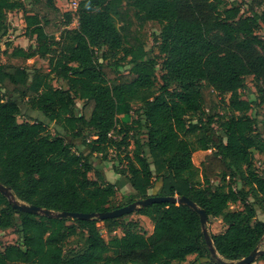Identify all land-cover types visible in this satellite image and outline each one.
<instances>
[{
    "label": "trees",
    "instance_id": "obj_1",
    "mask_svg": "<svg viewBox=\"0 0 264 264\" xmlns=\"http://www.w3.org/2000/svg\"><path fill=\"white\" fill-rule=\"evenodd\" d=\"M75 2V10L62 13L55 0H0V39L9 33V14L23 12L26 36L36 41L27 50L15 47L11 57H40L50 68L31 77L0 64V184L28 205L100 214L149 198L161 183L157 196L188 197L209 221L226 226L210 233L222 260L212 257L200 216L186 205L134 212L153 224L149 235L139 221H125L134 213L106 219L108 235L122 231L106 240L98 219L22 212L0 193V230L19 236L0 250V264H223L249 256L264 239L254 205L259 199L264 210V178L255 168L256 155H264V12L252 8L245 17L239 2L227 0ZM148 24L159 30L157 55L147 49ZM248 78L257 102L242 96ZM11 95L61 132L52 134L44 120L20 123L21 106ZM131 112L132 124L121 121ZM111 150L125 155L117 174L135 193L126 205H112L118 185L94 163ZM199 151L211 153L197 167ZM238 203L243 209L233 210ZM257 260L264 262V252Z\"/></svg>",
    "mask_w": 264,
    "mask_h": 264
},
{
    "label": "rangeland",
    "instance_id": "obj_2",
    "mask_svg": "<svg viewBox=\"0 0 264 264\" xmlns=\"http://www.w3.org/2000/svg\"><path fill=\"white\" fill-rule=\"evenodd\" d=\"M76 0H55L57 7L61 10L62 13L69 12L74 10L73 5ZM229 3L237 1L241 5V13L245 17L250 16L252 8L254 11L258 13H263L264 12V4L260 5V1L263 2L264 0H227ZM26 7L27 10L32 11V4L30 2H26ZM34 12V11H32ZM134 22V21H133ZM8 25H9V33L7 36L3 37L0 39V64H6V65H11L15 67H20L24 68L27 73L32 77L34 74L40 73V74H46L50 71L49 68V61L47 59H42L40 57H35L30 60H25L22 58H13L11 57V54L13 52V49L15 47H21L24 49H28L30 46L35 47L36 46V41L30 39L29 37L26 36V23H25V17L23 12H15L12 14H9L8 16ZM134 22V28H137L135 26ZM77 23L74 21L72 24V27H76ZM144 32L149 36L148 41H147V49L152 51L155 55L158 54V50L156 48L155 40L154 38L156 37L155 35L159 34V30L153 26L152 24H148L146 28L144 29ZM59 36V34H57ZM259 36L264 38V25H262L261 30L259 31ZM8 44H11L10 47H8ZM129 66H125V70H127ZM160 66L158 67V78L161 77V72H160ZM161 81L160 79L157 81V88L161 86ZM55 86H59V82H54ZM246 86L247 89L242 91V96L248 100L251 101H258V95L256 93V88L253 83L252 78H248L246 81ZM207 95V94H206ZM10 97L16 99L18 101V104L21 106V115L18 118V121L20 123L22 122H34L38 120H44L45 123L48 125V130L52 134H56L58 131L61 132V128L55 124H48V122L44 119V117L39 114L36 111L30 110L23 101L17 96L11 95ZM207 99L209 100L210 96H206ZM219 113L223 114L225 112V107L224 104L219 103ZM134 108L137 109L139 107L138 104H133ZM83 107V102L77 101V106L76 109L80 111ZM252 116H255L256 110L253 109V111L250 112ZM134 115L133 112L127 115H121L120 119L121 121L132 124V120L135 118L132 117ZM217 128V126H215ZM69 141H71V138H68ZM76 147L79 150H85V147L83 146L81 140L75 141ZM134 149L133 143L129 147L128 151H132ZM211 151L208 152H196L193 155V163L195 166L200 167L201 163L204 161L205 157L210 154ZM124 154L121 155L120 158H124ZM117 155V152L115 150H111L109 152L108 159L106 161H101L99 158L94 159V163L96 165V168L101 170L103 175L105 176L106 180L110 183H114L118 185V192L116 197L114 198L112 205L113 206H120V205H126L127 202L130 201L134 193V189L132 186L128 183H126L120 175L117 174V170H121L122 168H125L126 163L125 161H121ZM255 168L260 176H263L264 178V155H256L255 159ZM95 173L90 174L91 179H95ZM213 183L215 185L220 184V179L216 178L213 180ZM230 185L234 188H240L241 184H238V182H230ZM161 186V183H155V186L153 189H150L148 192V196H155L159 192V187ZM8 200H18L17 197H14L11 192L6 194L5 196ZM139 201V200H136ZM135 201V202H136ZM249 202H253V199H250ZM254 205L257 208V219L256 220H262L264 221V210L263 206H261L258 202L259 199H255ZM233 210H241L243 209V205L238 203L234 206H232ZM139 221L141 224V227L143 228L144 232L149 235L153 231V224L148 218L141 217L139 214H131L129 216L125 217V221ZM99 229L102 231V235L106 240H109L113 236H122V231L119 229L112 235H108L107 231L105 229V225L102 221L98 223ZM207 229L209 233L213 234H219L222 233L226 230V226L222 223L220 219H211L208 222ZM19 243V236L16 234L15 229H9V230H0V250L3 251L7 246L10 245H15ZM260 250L264 251V239L262 243L260 244ZM194 260V257H189L188 262ZM254 264H264L263 261L256 260Z\"/></svg>",
    "mask_w": 264,
    "mask_h": 264
},
{
    "label": "water",
    "instance_id": "obj_3",
    "mask_svg": "<svg viewBox=\"0 0 264 264\" xmlns=\"http://www.w3.org/2000/svg\"><path fill=\"white\" fill-rule=\"evenodd\" d=\"M16 197L13 193L11 188L5 187L2 184H0V193H2L4 196L6 194L10 193ZM9 202L12 204V206L22 212L30 213V214H36V215H42L52 218H71V219H80V220H93L98 219L100 221H104L106 219H114L123 217L125 215L134 213L136 211H139L142 208H146L149 205L156 204V203H172L175 205H186L189 206L191 209L196 211L200 216V222L203 230V234L205 236V240L207 242V245L209 247V250L211 252V255L213 258H216L218 261L222 260V258L218 255L216 248L214 247V243L210 237V233L208 232L207 225L209 222V217L205 210L198 207V205L190 200L188 197L185 196H151L147 199L139 200L136 202H133L127 206H124L122 208L105 212V213H92V214H83V213H73V212H54L50 210H46L34 205H28L20 200H9ZM263 250H260V247L258 246L249 256L243 258L239 261H232L227 262L223 264H254L256 260L263 254Z\"/></svg>",
    "mask_w": 264,
    "mask_h": 264
},
{
    "label": "built area",
    "instance_id": "obj_4",
    "mask_svg": "<svg viewBox=\"0 0 264 264\" xmlns=\"http://www.w3.org/2000/svg\"><path fill=\"white\" fill-rule=\"evenodd\" d=\"M77 8V3L74 2L73 9L75 10Z\"/></svg>",
    "mask_w": 264,
    "mask_h": 264
}]
</instances>
